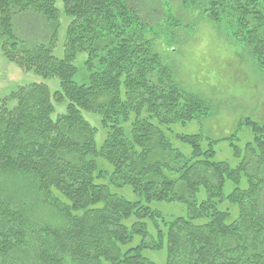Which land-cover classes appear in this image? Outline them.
Instances as JSON below:
<instances>
[{
	"label": "trees",
	"instance_id": "obj_1",
	"mask_svg": "<svg viewBox=\"0 0 264 264\" xmlns=\"http://www.w3.org/2000/svg\"><path fill=\"white\" fill-rule=\"evenodd\" d=\"M178 5L215 25L225 19L229 37L264 70V0ZM171 7L0 0L4 58L59 80L53 92L44 82L18 85L0 103V264H157L145 249H165L164 264H264V120L238 121L252 135L243 147L236 130L222 138L174 131L212 116L213 105L185 90L154 48L187 27ZM60 15L70 20L58 58ZM24 18L34 24L28 31ZM78 52L86 55L82 83L73 80ZM224 139L234 165L215 158ZM124 187L134 199L118 193ZM157 201L182 203L186 214L165 217L152 208Z\"/></svg>",
	"mask_w": 264,
	"mask_h": 264
},
{
	"label": "rangeland",
	"instance_id": "obj_2",
	"mask_svg": "<svg viewBox=\"0 0 264 264\" xmlns=\"http://www.w3.org/2000/svg\"><path fill=\"white\" fill-rule=\"evenodd\" d=\"M170 4L173 13L180 17L187 27L181 30L177 41L164 43L161 40L154 48L173 66L176 79L185 90L202 95L213 105L212 116L184 124L177 123L173 127L174 131L202 132L213 138H222L228 137L236 130L238 139L234 142L243 147L252 135L244 126L237 130L239 120L242 118L264 120V70H259L241 43L229 37L230 30L225 19L221 24L215 25L198 12L189 10L179 13V0H170ZM59 20L52 54L61 58L64 55L65 31L70 17L60 15ZM19 26L23 31H28L34 24L24 18L20 19ZM85 58V53L78 52L74 61L78 70L73 80L77 83L87 80V73L84 71ZM32 82L46 83L51 92L59 88L57 78L45 79L32 70H22L13 62L7 61L0 49V103L18 85ZM7 104L12 106L14 102L8 100ZM58 108L63 110L64 104H60ZM83 115L92 125H99V117L94 113L84 112ZM103 137V131L99 130L96 134L98 146ZM215 149L216 159L227 161L231 165L237 162L228 140L219 141ZM118 193L128 199L135 198L128 187L119 189ZM151 206L168 218L186 214L184 205L179 202L157 201L152 202ZM143 252L157 264L165 263L167 255L165 249H145Z\"/></svg>",
	"mask_w": 264,
	"mask_h": 264
}]
</instances>
